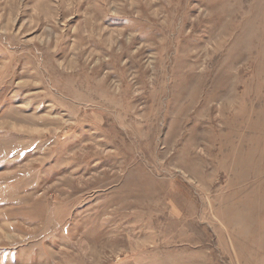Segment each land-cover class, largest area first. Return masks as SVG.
<instances>
[{
	"label": "rangeland",
	"instance_id": "1",
	"mask_svg": "<svg viewBox=\"0 0 264 264\" xmlns=\"http://www.w3.org/2000/svg\"><path fill=\"white\" fill-rule=\"evenodd\" d=\"M0 264H264V0H0Z\"/></svg>",
	"mask_w": 264,
	"mask_h": 264
},
{
	"label": "bare ground",
	"instance_id": "2",
	"mask_svg": "<svg viewBox=\"0 0 264 264\" xmlns=\"http://www.w3.org/2000/svg\"><path fill=\"white\" fill-rule=\"evenodd\" d=\"M3 76V75H2ZM26 181V180H25ZM126 181V180H125ZM73 187V186H72ZM71 195V194H70ZM69 196V195H68ZM28 198V197H27ZM57 203V202H56ZM52 211V210H51ZM56 211V210H55ZM54 213V212H53ZM53 229V228H52Z\"/></svg>",
	"mask_w": 264,
	"mask_h": 264
}]
</instances>
